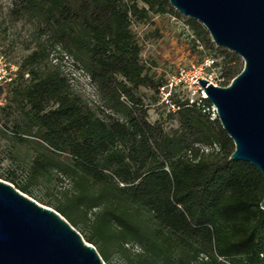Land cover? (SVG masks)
<instances>
[{
    "label": "trees",
    "instance_id": "trees-1",
    "mask_svg": "<svg viewBox=\"0 0 264 264\" xmlns=\"http://www.w3.org/2000/svg\"><path fill=\"white\" fill-rule=\"evenodd\" d=\"M37 41L0 104V136L30 143L24 193L67 181L53 204L85 240L119 264H264V178L230 160L231 139L211 104L160 87L131 28L168 0H15ZM40 37H44L40 40ZM89 78L97 104L73 88L49 47ZM232 55L223 75L241 71ZM142 89L156 93L176 126L148 119Z\"/></svg>",
    "mask_w": 264,
    "mask_h": 264
},
{
    "label": "water",
    "instance_id": "water-1",
    "mask_svg": "<svg viewBox=\"0 0 264 264\" xmlns=\"http://www.w3.org/2000/svg\"><path fill=\"white\" fill-rule=\"evenodd\" d=\"M201 23L211 41L243 60L228 85L197 78L234 149L264 178V0H168ZM194 82V81H193ZM259 206L264 210V196ZM0 264H105L56 210L0 179Z\"/></svg>",
    "mask_w": 264,
    "mask_h": 264
},
{
    "label": "rangeland",
    "instance_id": "rangeland-1",
    "mask_svg": "<svg viewBox=\"0 0 264 264\" xmlns=\"http://www.w3.org/2000/svg\"><path fill=\"white\" fill-rule=\"evenodd\" d=\"M14 1L0 0V104L5 102L3 91L14 84L18 78L19 62L38 40V35L34 34L33 23L27 17L12 11ZM171 9L172 11L169 10L162 14L151 13L149 19L131 23V28L141 48L140 57L144 65L154 73L155 78L164 80L175 75L179 68H183L186 74L179 86L178 93L181 97L190 94L187 82L191 81L192 74L187 75V68L191 64L195 66L196 74L211 78L217 85H228L230 79L224 76L223 72L231 64L228 60L232 58V55L222 56L220 50L224 48L216 46L211 41L201 23L179 14L172 7ZM43 39L44 37H40V40ZM227 51L233 53L230 50ZM237 57L238 67L242 68L243 60L240 56L237 55ZM48 59L60 65L63 72L70 78L73 88L80 92L86 100L95 105L98 103L88 76L74 64L70 57L61 53L58 47L52 46L49 47ZM196 88L194 86L190 90ZM142 92L144 103L147 106L148 119L162 121L167 129L176 126L175 120L168 117L167 108L158 102L156 93L148 89H142ZM210 111L212 117V106ZM32 151L30 143L18 142L10 135L7 138L0 136V179L11 176L18 184H26L25 166ZM5 181L11 183L8 180ZM66 187V180L62 182L38 181L28 186L30 193H23L38 203L54 209L53 204L61 200ZM72 227L77 230L76 227ZM80 235L85 240L83 235ZM101 257L105 264H119L115 256H112L109 261Z\"/></svg>",
    "mask_w": 264,
    "mask_h": 264
},
{
    "label": "built area",
    "instance_id": "built-area-1",
    "mask_svg": "<svg viewBox=\"0 0 264 264\" xmlns=\"http://www.w3.org/2000/svg\"><path fill=\"white\" fill-rule=\"evenodd\" d=\"M190 73L192 74V76H191V81L187 82V89H189V93L192 95L187 94V96L189 97V101L192 102V101L196 100L199 96L202 98H206V94H205L204 90L200 87L198 80L196 81V79L197 78H205L210 83H212L213 85H217V84L215 82H213L211 78H208L204 75L196 74L197 73L196 68L193 64H191V66L189 68H187V75ZM185 74H186V71L183 68H179L175 75L167 78V83L160 87V93L163 95L162 99L166 98V96L168 95V92H166V89L179 87L182 84V80L184 79ZM194 86L197 88L190 90ZM212 117L213 118L216 117V110L213 106H212Z\"/></svg>",
    "mask_w": 264,
    "mask_h": 264
}]
</instances>
